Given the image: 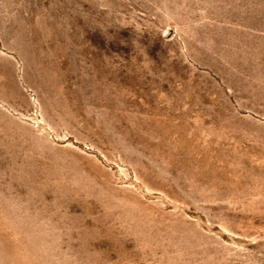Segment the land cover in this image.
Wrapping results in <instances>:
<instances>
[{
  "label": "rangeland",
  "instance_id": "374dc122",
  "mask_svg": "<svg viewBox=\"0 0 264 264\" xmlns=\"http://www.w3.org/2000/svg\"><path fill=\"white\" fill-rule=\"evenodd\" d=\"M0 264H264V0H0Z\"/></svg>",
  "mask_w": 264,
  "mask_h": 264
}]
</instances>
